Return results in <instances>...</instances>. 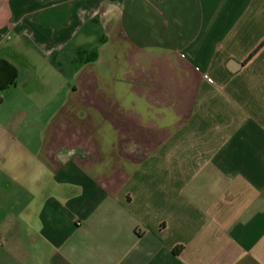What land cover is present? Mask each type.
<instances>
[{"label":"crops","instance_id":"crops-1","mask_svg":"<svg viewBox=\"0 0 264 264\" xmlns=\"http://www.w3.org/2000/svg\"><path fill=\"white\" fill-rule=\"evenodd\" d=\"M0 59V264H264V0H0Z\"/></svg>","mask_w":264,"mask_h":264},{"label":"trees","instance_id":"trees-1","mask_svg":"<svg viewBox=\"0 0 264 264\" xmlns=\"http://www.w3.org/2000/svg\"><path fill=\"white\" fill-rule=\"evenodd\" d=\"M16 80V69L8 62L0 59V93L13 85Z\"/></svg>","mask_w":264,"mask_h":264},{"label":"rangeland","instance_id":"rangeland-1","mask_svg":"<svg viewBox=\"0 0 264 264\" xmlns=\"http://www.w3.org/2000/svg\"><path fill=\"white\" fill-rule=\"evenodd\" d=\"M41 81H44L43 83H45V81H46V79L45 78H42L41 79ZM57 83H58V80H57V78L56 77H54V79L51 81V80H48V83H47V85L48 86H51L52 87V85H53V87L54 88H56V86H57ZM50 87V88H51ZM41 96V97H40ZM52 96V93L50 92V93H47V95H45V94H38V95H36V97L38 98L37 100H36V106L34 105L33 107H32V109H31V112H30V114H34V115H37L38 117H40L41 116V114H40V109H41V101H43V102H46L47 100H49V98ZM53 96L55 97L56 96V92H54V94H53ZM40 97V98H39ZM41 100V101H40ZM22 113H24V110L22 111ZM29 128V127H28Z\"/></svg>","mask_w":264,"mask_h":264}]
</instances>
